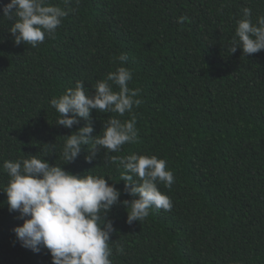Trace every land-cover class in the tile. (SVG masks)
I'll return each mask as SVG.
<instances>
[{
  "label": "trees",
  "instance_id": "16d2710c",
  "mask_svg": "<svg viewBox=\"0 0 264 264\" xmlns=\"http://www.w3.org/2000/svg\"><path fill=\"white\" fill-rule=\"evenodd\" d=\"M50 3L69 15L36 47L16 45L12 21L0 12V191L9 179L6 160L39 154L50 165L64 163L63 138L85 122L56 125L51 99L78 80L92 95L97 80L124 66L132 73L128 87L141 90L143 102L133 109L138 139L109 155H155L166 160L175 183L158 184L170 211L152 208L129 224L120 202L133 197L102 148L90 163L85 149L62 165L73 175L105 176L121 193L106 216L114 229L113 264H264V50L229 54L241 9L250 8L255 22L264 16V0ZM181 16L189 19L178 22ZM121 53L128 55L123 65ZM108 117L130 114L92 110V136ZM18 216L0 192V264H51L47 249L20 245L13 232L23 223Z\"/></svg>",
  "mask_w": 264,
  "mask_h": 264
},
{
  "label": "clouds",
  "instance_id": "9594fccd",
  "mask_svg": "<svg viewBox=\"0 0 264 264\" xmlns=\"http://www.w3.org/2000/svg\"><path fill=\"white\" fill-rule=\"evenodd\" d=\"M69 2L64 0L65 4ZM0 12L2 18L12 21L8 31L14 43L23 42L32 47L43 43L46 36H54L69 15V9L52 4L50 0H10L0 5ZM241 13L229 54L235 53L238 47L244 55L264 50V16L256 17L253 22L250 8H242ZM188 19L181 16L178 22ZM117 60L123 65L128 55L121 53ZM131 80V71L120 66L95 82L92 95L84 88V82L78 80L74 87L50 101L59 114L56 125L71 129L80 120L85 122L83 127L63 138L62 165L73 162L85 149L88 152L85 160L90 163L102 148L105 163L116 164L122 169L121 181L127 194L133 197L131 201L120 202L126 209L129 224L144 220L152 208L170 211L172 201L159 190L158 184L171 189L175 183L174 173L167 167L166 160L155 155H109L119 153L123 145L138 139L133 109L143 101L138 98L140 89L128 87ZM113 85L119 90H114ZM92 110L116 113L119 117L129 113L130 118L122 121L108 117L103 121L102 131L92 136ZM49 147L54 151V144ZM45 157L24 155L22 159L3 163L9 179L0 192L6 194L9 210L18 212L17 218L23 221L13 229L20 245L35 253L47 249L51 264H113L110 259L113 243L109 240L114 229L106 216L118 203L121 193L105 176L91 174V171L73 175L60 164L50 165ZM115 251L122 255L124 249L117 245Z\"/></svg>",
  "mask_w": 264,
  "mask_h": 264
}]
</instances>
